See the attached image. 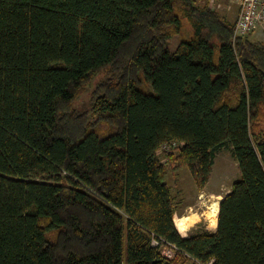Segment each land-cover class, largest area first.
Segmentation results:
<instances>
[{
    "label": "trees",
    "instance_id": "trees-1",
    "mask_svg": "<svg viewBox=\"0 0 264 264\" xmlns=\"http://www.w3.org/2000/svg\"><path fill=\"white\" fill-rule=\"evenodd\" d=\"M249 34L210 0H0V264H264V42ZM225 148L240 177L217 230L185 236L169 174L203 189Z\"/></svg>",
    "mask_w": 264,
    "mask_h": 264
},
{
    "label": "rangeland",
    "instance_id": "rangeland-1",
    "mask_svg": "<svg viewBox=\"0 0 264 264\" xmlns=\"http://www.w3.org/2000/svg\"><path fill=\"white\" fill-rule=\"evenodd\" d=\"M212 4L231 24H235L239 14L240 0H213ZM249 33V37L252 40L264 42V26H259ZM192 34L193 27L191 23L184 19L181 33L170 39L168 48L173 51L182 40V37H189ZM108 76L109 73L106 69L95 74L93 79L77 96L73 107L78 111L87 110L90 106L94 88L98 84L104 83ZM141 88L145 91H153L151 84L146 80L143 81ZM169 150L168 146L161 148L159 155L162 160H165L164 155ZM239 177L238 164L230 148L222 149L217 153L210 181L203 189L197 187L187 168H180L170 172L167 183L171 186L172 193L177 201L176 218L179 221L178 228L180 232L187 236L195 231L202 230L205 227V219L203 218L208 217L210 209L212 210L214 203L218 201V196H224L228 193L232 183ZM183 228L189 229L184 230Z\"/></svg>",
    "mask_w": 264,
    "mask_h": 264
},
{
    "label": "built area",
    "instance_id": "built-area-1",
    "mask_svg": "<svg viewBox=\"0 0 264 264\" xmlns=\"http://www.w3.org/2000/svg\"><path fill=\"white\" fill-rule=\"evenodd\" d=\"M210 2L213 5V0ZM259 26H264V0H240L239 14L235 22V35L247 34ZM153 244L159 245L162 253L169 258H172L178 249L176 244L164 239L154 238ZM193 261L195 264H213V259L205 262L193 258Z\"/></svg>",
    "mask_w": 264,
    "mask_h": 264
},
{
    "label": "crops",
    "instance_id": "crops-1",
    "mask_svg": "<svg viewBox=\"0 0 264 264\" xmlns=\"http://www.w3.org/2000/svg\"><path fill=\"white\" fill-rule=\"evenodd\" d=\"M205 217V216H204ZM181 219V218H180ZM203 219H205L204 220V222H205V227L204 228H202V229H204V230H209V231H211V232H215L216 230H217V224H218V216H217V220H216V222L215 223H213V225H215V226H212V220L210 219V218H208V217H205V218H203ZM176 223H177V226L179 225V221H177V218H176ZM191 225H194V224H191ZM191 225H190V227H191ZM199 227H202V226H199ZM184 230H187V229H189V228H183ZM201 229V228H200ZM199 231V230H198ZM196 232V231H195Z\"/></svg>",
    "mask_w": 264,
    "mask_h": 264
},
{
    "label": "bare ground",
    "instance_id": "bare-ground-1",
    "mask_svg": "<svg viewBox=\"0 0 264 264\" xmlns=\"http://www.w3.org/2000/svg\"><path fill=\"white\" fill-rule=\"evenodd\" d=\"M217 199V198H216ZM223 199V196H218V201L214 203V208L208 213V217L212 220L211 222L215 223L217 220V216H218V211H219V204L220 201ZM213 202V201H212ZM215 226V225H213Z\"/></svg>",
    "mask_w": 264,
    "mask_h": 264
}]
</instances>
